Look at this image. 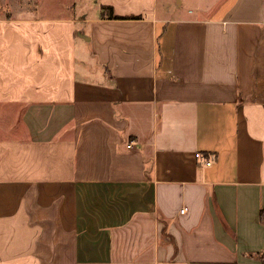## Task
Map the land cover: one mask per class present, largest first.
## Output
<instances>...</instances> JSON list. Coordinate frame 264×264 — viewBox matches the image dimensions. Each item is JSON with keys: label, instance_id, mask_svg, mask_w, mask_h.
<instances>
[{"label": "crops", "instance_id": "crops-1", "mask_svg": "<svg viewBox=\"0 0 264 264\" xmlns=\"http://www.w3.org/2000/svg\"><path fill=\"white\" fill-rule=\"evenodd\" d=\"M32 1L0 11V264H264V0Z\"/></svg>", "mask_w": 264, "mask_h": 264}, {"label": "rangeland", "instance_id": "rangeland-1", "mask_svg": "<svg viewBox=\"0 0 264 264\" xmlns=\"http://www.w3.org/2000/svg\"><path fill=\"white\" fill-rule=\"evenodd\" d=\"M60 1V0H58ZM79 2L80 7L76 8V10H78L79 13H86V15L89 18H92L94 16H96V5L92 2V0H77ZM222 0H186L187 4L190 7H199L201 8V11L206 14L209 15L211 14L215 7H217L220 2ZM19 6L21 8H29L30 6H34L35 2H33L32 0H21L18 2V0L16 1ZM46 0H42L41 4L38 2L37 4L40 6H45L50 4L49 2ZM55 3L52 2V4ZM18 4L15 5V0H0V11H10L12 9L15 8V6H17ZM70 4V2H65V5ZM69 8H72L71 4L69 5ZM73 10V9H72ZM71 10V11H72ZM96 70V69H94Z\"/></svg>", "mask_w": 264, "mask_h": 264}, {"label": "trees", "instance_id": "trees-1", "mask_svg": "<svg viewBox=\"0 0 264 264\" xmlns=\"http://www.w3.org/2000/svg\"><path fill=\"white\" fill-rule=\"evenodd\" d=\"M106 8L109 9V11L107 13L104 12V10H106ZM102 9H103V13L102 14V17H106V18H115V19H120V18H139L140 16L139 15H129V16H120V15H116L112 12V9L110 7H107V6H102ZM259 218L260 220H264V209H260L259 211ZM249 256H255L257 254L255 253H248ZM264 260V257L262 258Z\"/></svg>", "mask_w": 264, "mask_h": 264}, {"label": "built area", "instance_id": "built-area-1", "mask_svg": "<svg viewBox=\"0 0 264 264\" xmlns=\"http://www.w3.org/2000/svg\"><path fill=\"white\" fill-rule=\"evenodd\" d=\"M126 146H127V147H130V143L127 144ZM194 156H195V158L198 159L200 162H202V163H204V164H206V165L210 164V160H209L208 158H206L202 153H200V152L197 151V152L194 153ZM183 211H184V208H181V209H180V212H183Z\"/></svg>", "mask_w": 264, "mask_h": 264}, {"label": "water", "instance_id": "water-1", "mask_svg": "<svg viewBox=\"0 0 264 264\" xmlns=\"http://www.w3.org/2000/svg\"><path fill=\"white\" fill-rule=\"evenodd\" d=\"M179 2V0H177Z\"/></svg>", "mask_w": 264, "mask_h": 264}]
</instances>
